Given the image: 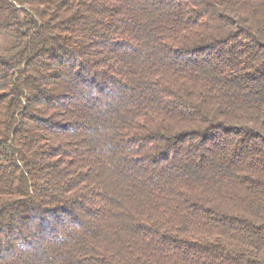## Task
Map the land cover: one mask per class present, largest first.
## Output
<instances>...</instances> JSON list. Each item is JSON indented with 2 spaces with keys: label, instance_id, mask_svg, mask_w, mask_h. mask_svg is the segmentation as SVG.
I'll return each mask as SVG.
<instances>
[{
  "label": "trees",
  "instance_id": "16d2710c",
  "mask_svg": "<svg viewBox=\"0 0 264 264\" xmlns=\"http://www.w3.org/2000/svg\"><path fill=\"white\" fill-rule=\"evenodd\" d=\"M0 264H264V0H0Z\"/></svg>",
  "mask_w": 264,
  "mask_h": 264
},
{
  "label": "rangeland",
  "instance_id": "374dc122",
  "mask_svg": "<svg viewBox=\"0 0 264 264\" xmlns=\"http://www.w3.org/2000/svg\"><path fill=\"white\" fill-rule=\"evenodd\" d=\"M8 44V40L4 36H0V48H2L4 45Z\"/></svg>",
  "mask_w": 264,
  "mask_h": 264
}]
</instances>
